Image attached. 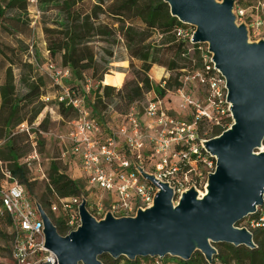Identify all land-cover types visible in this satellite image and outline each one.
Masks as SVG:
<instances>
[{
    "label": "water",
    "instance_id": "1",
    "mask_svg": "<svg viewBox=\"0 0 264 264\" xmlns=\"http://www.w3.org/2000/svg\"><path fill=\"white\" fill-rule=\"evenodd\" d=\"M172 16L196 29L192 42L209 45L212 61L227 81L232 126L207 140L205 148L216 158L204 197L192 188L174 205L175 193L159 182L154 206L136 217L96 220L80 206L81 226L61 236L42 209L46 247L58 264H103L109 255L137 258L172 256L184 261L200 251L211 263L213 244L256 248L253 234L237 224L264 203V39L250 43L245 25L233 14L234 0H165ZM148 180L154 177L144 175ZM48 264V263H47Z\"/></svg>",
    "mask_w": 264,
    "mask_h": 264
},
{
    "label": "built area",
    "instance_id": "2",
    "mask_svg": "<svg viewBox=\"0 0 264 264\" xmlns=\"http://www.w3.org/2000/svg\"><path fill=\"white\" fill-rule=\"evenodd\" d=\"M257 3L264 11V1L258 0ZM235 17L248 31L252 28L257 33L264 32V19L258 18L249 22V25L243 22L247 18L245 9H237ZM195 31L190 34L180 28L177 36L192 43ZM203 45L207 51L205 53V49H201L206 63L205 70L183 76V86L177 90L182 100L181 106L193 111V121L177 119L170 113L165 99L152 92L147 96V105L143 111L133 106L125 115V124L112 131L100 125L92 111L83 107V100L71 88L63 87V92L59 94L60 102L71 106L78 114L73 128L63 138L66 150L62 158L65 160L69 155L78 161L92 193L98 190L111 195L109 213L113 216L136 217L138 211L152 208L160 192L159 182L167 183L175 195L182 196L194 188L197 180L202 177V174L196 176L197 180L192 177L198 163H207L209 156L212 158L209 164L217 163L216 158L205 148L207 140L200 137L197 121L201 118L211 120L212 112L224 115L227 110L230 116L231 112L227 81L215 68L209 45ZM29 53L34 54L33 47ZM45 55V67L58 86H61L60 80L71 79L69 69L56 67L48 48ZM212 71L217 74L207 77ZM192 80L206 86L207 98L204 102L186 91L188 81ZM43 100L47 102L50 98L43 96ZM16 134L31 136L29 124L23 122L18 125L7 139ZM7 139H0V149ZM31 145L33 150L24 163H19L21 166L27 165L30 168L33 163L40 161L37 141L32 139ZM37 171L43 174L41 180L49 181L40 165ZM0 174V229L6 228L10 238V264H58L57 256L46 247L45 223L40 209L56 227L51 216L43 209L40 201L31 196L26 186L8 168L3 167L2 161ZM145 174L153 176L155 181L148 180ZM54 195L50 212L55 219L63 217L67 227L66 233L61 236H67L81 226L80 206L84 202L89 213L95 207L102 210L100 203L91 202L89 194L70 197ZM249 217H254L249 223L250 228L264 229V203L257 206L255 213ZM155 264L164 263L157 261Z\"/></svg>",
    "mask_w": 264,
    "mask_h": 264
},
{
    "label": "trees",
    "instance_id": "3",
    "mask_svg": "<svg viewBox=\"0 0 264 264\" xmlns=\"http://www.w3.org/2000/svg\"><path fill=\"white\" fill-rule=\"evenodd\" d=\"M3 1L0 0V26L11 32L25 33L19 18L12 19L13 24L1 22L7 10L11 8L22 10L24 0H6V5H3ZM40 2L44 8L52 6L51 9L57 10L59 15L55 28H44L51 58L55 59L60 54L62 68L69 69L71 77L77 79H82L87 71H94L95 74L100 72L93 43L96 39L112 36L109 26L100 21V14L105 13L120 23L119 34L132 60L130 66L133 67V60H138L142 64L140 68L134 71V79L125 82V84L124 73L116 72L106 76L107 73H102L100 81H104L106 85L99 86L97 94L99 105L105 103L108 106L117 101V108L125 112L152 92L158 97L164 98L168 92L179 90L183 86L181 79L185 74L205 70L206 63L201 49H205L206 46L178 38V29L186 27V25L172 16L170 6L165 0H97L96 3L82 4L77 3L76 0H41ZM27 28H29L28 24ZM192 52L198 54L196 61ZM205 53H207L206 49ZM109 54L111 57L113 56V53ZM156 65L172 73L169 79H164L159 85H155L150 78V73ZM216 74V71H212L210 75L207 74V77ZM121 86H123L121 89L116 88ZM13 94V77L11 70H9L6 73L5 83L0 89L3 107L2 117L4 118L0 129V139L8 132L10 126L13 124L18 126L23 123L24 120L20 115V102L32 101L34 98L40 97L39 88L31 90L21 101L13 100ZM61 104V112L64 115L72 110L76 111L71 106H66L65 103ZM93 113H97L96 105L92 107ZM211 114V120L201 118L197 121V131L200 137L201 127L204 123L215 124L210 137H201L204 140L220 136L233 124V119L227 110L224 115H217L216 112ZM93 117L103 128L107 129L103 118L100 119L94 115ZM193 120L194 115L191 121ZM6 149L4 152L3 147L0 149V158L4 162H13L9 170L26 186L28 184L27 174L24 167L18 162L19 153L14 141L7 145ZM48 178L47 191L39 197V201L54 221L58 233L64 235L67 228L64 218L55 219L50 212L51 204L55 200L54 193L60 197H70L81 194L88 195L91 190H87L86 181L70 177L60 169L56 162L52 163ZM26 188L28 189L27 186ZM28 191L34 197L29 189ZM247 218L250 223L254 217ZM252 233L256 248L220 244L216 246L218 253L211 263L200 251H196L188 261L173 259L177 260L178 264H264V229H256ZM0 235L3 236V233L0 232ZM100 260L103 264H155L157 261H163L161 258L151 257L137 258L134 261L126 257L115 260L109 255L101 256Z\"/></svg>",
    "mask_w": 264,
    "mask_h": 264
},
{
    "label": "rangeland",
    "instance_id": "4",
    "mask_svg": "<svg viewBox=\"0 0 264 264\" xmlns=\"http://www.w3.org/2000/svg\"><path fill=\"white\" fill-rule=\"evenodd\" d=\"M40 1L41 0H36V2H32V0H24V2H22V5L24 4L22 10L12 8L7 10L1 21L2 23L8 22L13 24L14 22L12 19H21L25 33L11 32L4 29L3 26H0V89L5 83L7 71L11 70L14 84L13 100H23L33 89L36 90L39 88L40 91L39 98H34L32 101L28 100L20 102V115L24 120L23 122L29 124L31 136L28 134H16L7 139V137L16 130L17 126L13 124L2 138L7 139L3 146V152L7 150V145L14 141L19 153V163H24L33 150L31 145L32 139L37 141L40 161L33 163L30 168L27 165L23 166L28 178V184L26 186L37 200H39V197L47 191V186L49 184V181L40 179L43 174L37 171L39 165L48 177L52 163L56 162L60 169L70 177L86 181L78 161L72 159L73 156L70 158L68 155L65 160L62 158V153L66 150L63 138H65L69 131H71L74 126V121L78 118L76 111L72 110L66 113L67 115L62 114L61 112L62 104L58 96L63 92V87L71 88L75 91L76 96L83 100V107L87 108L89 111H92V107L96 105L97 113H93V115L100 119L103 118L106 122L107 129L116 131L125 124V114L130 111L133 105L125 112L117 108V101L115 104L108 106L105 103L99 105L97 102L99 86L106 85L104 84V81H100V78L102 77V73H107L105 74L106 76L121 72L124 73L126 77L125 82H127L134 79V71L140 68L142 64L138 60H133V67L130 66L132 60L129 57L124 41L119 34L121 28L120 23L105 13L100 14V21L107 24L112 33L110 38L96 39L93 43L100 72L95 74L94 71H87L82 79L71 77V79L60 80L61 86H58L45 67L47 62L45 50L48 48V44L44 28H55L57 21L59 20V15L57 10L51 9L52 6H47V8L42 7ZM96 1L97 0H76L77 3L81 4L96 3ZM222 1L223 0H216L218 3H221ZM257 2L258 0H235L233 14H236L237 9H245L247 18L243 19V22L248 25L249 22H253L258 18L264 19V11H262ZM6 4V0H4L3 5ZM27 24L29 28H27ZM237 24L244 25L241 24L240 21H238ZM184 25H186V27H183L186 31L190 34L193 33L195 28L189 24ZM263 39L264 32L257 33L252 28H249L248 40L250 43H259ZM153 41H155V39H153ZM31 47H33L34 51V54L32 55L29 53ZM109 53H113V56L111 57ZM192 53L193 58L196 61L198 54L194 52ZM52 60L58 69L62 68L63 64L60 54L57 55L55 59L52 58ZM158 71H160L158 78H156L154 72L150 73L151 81L155 85H159L164 79H169L172 75V73L168 72L165 68L164 70L158 69ZM186 75L187 74L184 76ZM122 87L123 86L116 88L121 89ZM186 91L200 99L202 102L207 98V88L197 80L188 81ZM43 96H48L50 100L46 102L43 100ZM164 99L170 113L177 119L180 121L192 120L193 111L188 109L185 110L181 106L182 100L177 90L168 92ZM147 101L148 97L141 102L134 104V106L138 110L143 111L147 105ZM2 108V99L0 97V129L2 128V120L4 119L2 117ZM214 125V123H204L201 127V137H210ZM261 151H264V145L257 150V153H260ZM71 159L73 161H71ZM0 160L2 161L4 168L10 169L13 162H4L1 158ZM211 161L212 158L209 156L207 158V163H198L197 170L192 173L193 178H196L198 174H202L200 179L197 180L199 175L196 178L197 183L195 181L196 185L194 187L199 195L206 190L210 174L215 172L216 162L211 165L209 164ZM88 194L91 202L100 203L102 209L98 210L95 207L90 214L98 221L104 220L105 217L110 214L109 204L112 202L111 195L98 190L94 193L90 191ZM180 199L181 195H175L174 204L176 206L179 205L178 202ZM115 218L118 219L121 217ZM237 227L246 228L251 233L255 232L254 229L250 228L248 218L239 222ZM0 231L4 234L3 236L0 235V264H10V238L6 233V228H1ZM220 244L225 243L213 244V246L215 245L214 247L216 248L217 253L218 249L216 246ZM173 258L176 257L168 255L162 258V260L164 264H178V261Z\"/></svg>",
    "mask_w": 264,
    "mask_h": 264
},
{
    "label": "crops",
    "instance_id": "5",
    "mask_svg": "<svg viewBox=\"0 0 264 264\" xmlns=\"http://www.w3.org/2000/svg\"><path fill=\"white\" fill-rule=\"evenodd\" d=\"M157 68H158L159 70H164V68H161V67H157V66H155V67L152 69L151 72H154V73H155L156 78H158V75H160V71H158ZM125 79H126V77H125ZM124 82H125V80H124Z\"/></svg>",
    "mask_w": 264,
    "mask_h": 264
},
{
    "label": "bare ground",
    "instance_id": "6",
    "mask_svg": "<svg viewBox=\"0 0 264 264\" xmlns=\"http://www.w3.org/2000/svg\"><path fill=\"white\" fill-rule=\"evenodd\" d=\"M206 190H207V188H206ZM206 190H205L204 192H201V193H200V195H199L200 198L205 196V194H206Z\"/></svg>",
    "mask_w": 264,
    "mask_h": 264
}]
</instances>
